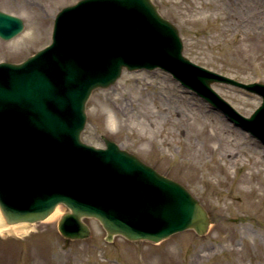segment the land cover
Wrapping results in <instances>:
<instances>
[{"label":"rangeland","instance_id":"1","mask_svg":"<svg viewBox=\"0 0 264 264\" xmlns=\"http://www.w3.org/2000/svg\"><path fill=\"white\" fill-rule=\"evenodd\" d=\"M77 0H0L24 29L0 37V61L21 62L51 40L53 21ZM179 29L184 54L244 82H264V0H153ZM215 90L243 115L261 104L255 92L225 83ZM82 139L106 136L185 185L208 209L207 233L176 232L160 242L132 241L85 218L91 234L64 237L51 217L0 231V264H264V144L196 91L161 68L124 69L86 103ZM238 162L244 164L238 167ZM212 168V169H211ZM259 173L260 176H243Z\"/></svg>","mask_w":264,"mask_h":264},{"label":"water","instance_id":"2","mask_svg":"<svg viewBox=\"0 0 264 264\" xmlns=\"http://www.w3.org/2000/svg\"><path fill=\"white\" fill-rule=\"evenodd\" d=\"M153 0H79L57 13L52 41L22 62L0 61V213L3 224L43 220L69 207L58 227L86 238L85 217L97 218L106 240L123 235L158 242L193 228L205 234L211 217L190 190L103 136L85 143L86 102L129 70L171 72L264 142V83L244 82L204 67L183 52L179 29ZM24 21L0 9V36ZM223 82L262 96L249 116L212 86Z\"/></svg>","mask_w":264,"mask_h":264},{"label":"bare ground","instance_id":"3","mask_svg":"<svg viewBox=\"0 0 264 264\" xmlns=\"http://www.w3.org/2000/svg\"><path fill=\"white\" fill-rule=\"evenodd\" d=\"M244 164H242L241 162H238V164H237V166L238 167H241V166H243ZM212 169V168H211ZM243 176H260V174L259 173H255V174H246V175H243ZM58 211V206L56 207V209L50 214V216L49 217H51V216H53L56 212ZM2 224H3V218H2V215H1V213H0V231L2 230V229H8V228H11V227H13L14 225H17V224H14V225H3L2 226Z\"/></svg>","mask_w":264,"mask_h":264}]
</instances>
